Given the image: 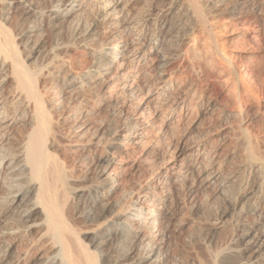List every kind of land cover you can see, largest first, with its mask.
I'll use <instances>...</instances> for the list:
<instances>
[{
    "label": "bare ground",
    "instance_id": "6f19581e",
    "mask_svg": "<svg viewBox=\"0 0 264 264\" xmlns=\"http://www.w3.org/2000/svg\"><path fill=\"white\" fill-rule=\"evenodd\" d=\"M4 1L0 18L77 23L45 73L36 28L21 50L0 20V264H264V0H172L140 24L135 0Z\"/></svg>",
    "mask_w": 264,
    "mask_h": 264
},
{
    "label": "rangeland",
    "instance_id": "374dc122",
    "mask_svg": "<svg viewBox=\"0 0 264 264\" xmlns=\"http://www.w3.org/2000/svg\"><path fill=\"white\" fill-rule=\"evenodd\" d=\"M171 1L172 0H135L132 4H130L129 5V7H128V15H129V17L133 20V18H134V22H137V23H139L140 24V22H145L147 19H153L154 17H156V15H158L160 12L159 11H161V12H163V11H166V10H168V8L170 7V3H171ZM8 2H11V0L10 1H4V3H5V5H6V10L9 8V7H7L8 6ZM155 2V3H154ZM169 2V3H168ZM160 3V4H159ZM145 4V5H144ZM167 4V5H166ZM164 5V6H163ZM16 6V5H15ZM166 6V7H165ZM143 7V8H142ZM156 7V8H155ZM164 7V8H167V9H162V8ZM139 8V9H138ZM134 9H136V10H134ZM227 9V8H226ZM225 8H223V13H224V16H228V12H227V10H226ZM143 10V11H142ZM130 11V12H129ZM11 14H9L8 16H4V17H1L0 18V20H1V23L6 27V28H8L9 30H11V32H13V34L14 33H16V34H14L15 36H17L16 37V42H17V44L19 43L20 45H19V49H21V50H23V44L25 43V41H24V38H22L21 37V35H24L26 32H28L27 30L30 28V26L32 25L34 28H36V30H35V33H36V35H35V33H34V37H33V41H32V45H31V49H29V52H26L25 53V55H28L30 52H34V54H33V56H34V59L35 60H37V59H39V61L37 62V61H35L34 63H35V66L34 67H37V65L39 66V68H41V66L42 67H46V69H45V73H47L48 71L50 72V70L51 71H57L58 73H59V71H58V63H59V61H58V59H59V57L57 58V57H55V55L59 52V54H57V56L59 55L60 57L62 56H64V54H65V51H67V53H68V55H70V54H74V50L72 49L71 50V46H72V42H73V31H74V29H75V25H76V21H74V22H70V23H72V24H70V23H68V22H62V21H59V22H57L56 24H48V23H44V24H41V23H38V22H35L33 19H28V17H26V16H24L23 14H22V11H20V10H13V11H11L10 12ZM15 13V14H14ZM154 13V14H153ZM146 14V15H145ZM11 15V16H10ZM14 17H13V16ZM22 15V16H21ZM135 15V16H134ZM21 16V17H20ZM152 16V17H151ZM239 16V14H233V15H230V16H228V17H230V21H231V23H232V28L233 29H239V31L241 30V31H244L249 25H251V23H250V16H248V15H244L243 14V16H240V17H238ZM135 17L137 18V19H140L139 21L137 20V19H135ZM151 17V18H150ZM25 18V19H24ZM141 18H143V19H141ZM5 19V20H4ZM19 19V20H18ZM232 19V20H231ZM244 19V20H243ZM245 20H247V21H245ZM27 21V22H26ZM28 21H29V23H28ZM5 22V23H4ZM18 22H20L19 23V25H18ZM26 22V23H25ZM7 23V24H6ZM28 23V24H27ZM33 23V24H32ZM37 23V24H36ZM246 23V24H245ZM25 24V25H24ZM8 25V26H7ZM22 25V26H21ZM27 25V26H26ZM30 25V26H29ZM38 25V26H37ZM56 25H57V27H56ZM67 25V26H66ZM246 25V26H245ZM11 26V27H10ZM31 26V27H32ZM46 28H45V27ZM50 26V27H49ZM235 28H234V27ZM21 27V28H20ZM22 27H23V29H22ZM29 27V28H28ZM69 27V28H68ZM74 27V28H73ZM52 28V29H51ZM15 29H17V30H14ZM20 29H21V31H20ZM23 30V31H22ZM26 30V32H24ZM70 31V32H69ZM20 33V34H19ZM18 34V35H17ZM22 39H21V38ZM37 39V42H36V39ZM73 39V40H72ZM106 39V37H104V40ZM41 40V41H40ZM59 40V41H58ZM72 40V41H71ZM60 41H62V42H60ZM22 42H23V44H22ZM55 42H56V45H55ZM58 42H59V47H58ZM38 43V44H37ZM40 43V44H39ZM51 43V44H50ZM66 43V44H65ZM22 44V45H21ZM62 44H65V45H62ZM39 45V46H38ZM43 45V46H42ZM71 45V46H70ZM21 46V47H20ZM259 46V47H258ZM36 47H37V49H36ZM39 47H41V48H39ZM63 47V48H62ZM34 48V49H33ZM42 48H43V50H42ZM255 48L257 49V50H260V51H262L263 53H264V41L262 42V44H258V45H256L255 46ZM56 49V50H55ZM59 49H60V51H59ZM42 50L43 52H40V51ZM50 50V51H49ZM62 50H63V52H62ZM38 51V52H37ZM46 51V52H45ZM53 53H52V52ZM71 51V52H70ZM40 52V53H39ZM51 53V54H50ZM54 53H55V55H54ZM70 53V54H69ZM49 54V55H48ZM40 55H42V57L40 56ZM50 56L49 57V59H47V57L48 56ZM52 55V56H51ZM37 56H39L38 58H36ZM46 56V57H45ZM45 57V58H44ZM43 60H42V59ZM56 58V59H55ZM41 59V60H40ZM44 59H46V61H44ZM51 59V60H50ZM48 60H50V62L48 63L47 61ZM52 60H54V61H52ZM52 61V62H51ZM42 62V63H41ZM45 63H47V64H45ZM50 64H52V65H50ZM242 63H240V65H241ZM50 66V67H49ZM262 67V68H261ZM49 68V69H48ZM258 69V70H257ZM260 69V70H259ZM262 70H264V60H262L261 62H259L258 64H256V68H255V75H256V78H257V80L258 81H256V84H259L260 85V83L262 84L261 85V87H259V85H256V94H257V92H258V94H257V96H258V98L263 102L264 101V99H262V97L261 96H264V71H262ZM259 71V72H258ZM65 74H61V75H57V73L54 75V77H59V76H64ZM257 75H260V76H257ZM260 77V78H259ZM261 79V80H260ZM259 80H260V82H259ZM262 80H263V82H262ZM53 81H55V82H57L58 81V78H55V80H53ZM263 86V87H262ZM257 87H259L258 89H257ZM260 89H261V92H263L262 93V95H260L261 93L259 92L260 91ZM259 90V91H258ZM260 93V94H259ZM264 98V97H263ZM251 133H257L256 132V128L254 129V130H252L251 131ZM262 138V139H261ZM264 137H259V143H258V145L256 146L257 148H258V150H261V149H264ZM260 145H261V147H260ZM261 152V154H264L263 152H264V150H261L260 151ZM236 170H238V167L236 168ZM91 177H93L94 175H90ZM179 191V192H178ZM181 191V192H180ZM174 192H178V193H175L176 194V196L180 199V198H182L183 197V195H181V194H183L182 193V187L181 188H177V190H175ZM209 192V193H208ZM203 193V194H202ZM201 194V195H200ZM206 194H207V196H206ZM199 198H204V197H212L211 195H213V193H212V190H208V191H200L199 192ZM203 195V196H202ZM262 198H264V197H262ZM216 200V201H215ZM221 200H219V199H214V202H213V204H212V206H211V209H209L208 210V212L207 213H205L204 215L205 216H207V217H205V220H204V217L202 216V217H200V220H202L203 222V225H204V229H203V231H202V233H200V234H202L201 235V237L202 236H204V237H206L207 235H208V230L206 229L208 226V229L209 228H211V225H213L214 224V222L215 223H217L218 221L216 220V218H218V214H220V212H223L224 210H225V205H223V203H222V201L220 202ZM264 200L262 199V202H263ZM215 203V204H214ZM222 203V204H221ZM213 205H215V206H213ZM222 207H221V206ZM219 206H220V208H219ZM214 207V208H213ZM215 207H217L216 208V210H214V211H212V209H215ZM223 208V209H222ZM221 209V210H220ZM214 213H212V212ZM216 211V212H215ZM217 211H219V213L217 212ZM212 213V214H211ZM210 215V216H209ZM215 215V216H214ZM217 215V216H216ZM208 216H209V219H208ZM211 218H212V220H211ZM209 221H208V220ZM217 221H215V220ZM213 220H214V222H213ZM212 221V222H211ZM210 223H213V224H210ZM205 230H207L206 232H205ZM205 233V234H204ZM173 233H171L169 236H171ZM177 234V235H176ZM182 234V232H174V234L171 236V237H174V238H169V236H168V238H169V240H170V242H171V248H173L172 249V252H173V254L175 255V252H177L176 253V255L175 256H178V258H179V256L181 257L180 259H182L181 261L182 262H184L185 263V261H186V259H185V257L186 256H188L187 255V251H186V247H184V245H187V243L189 242V240L191 239V238H189L190 236V234L187 232V231H185V233L183 232V234ZM188 235V236H187ZM176 237H177V239H176ZM184 238V239H183ZM172 239H174V240H172ZM172 240V241H171ZM183 241L186 243H183ZM174 242H176V243H178V244H176V243H174ZM174 243V244H173ZM181 243V244H180ZM173 244V245H172ZM175 245V246H174ZM174 246V247H173ZM197 246H198V244H197ZM185 249H184V248ZM179 248V249H178ZM178 250V251H177ZM180 250V251H179ZM184 250H185V253H184ZM188 251H190V249L188 248L187 249ZM175 251V252H174ZM179 252V253H178ZM108 253H109V255H110V257H111V259H113V258H115L116 257V253L115 252H113V250H109L108 251ZM184 253V254H183ZM112 254V255H111ZM178 254V255H177ZM114 255V256H113ZM182 255V256H181Z\"/></svg>",
    "mask_w": 264,
    "mask_h": 264
}]
</instances>
